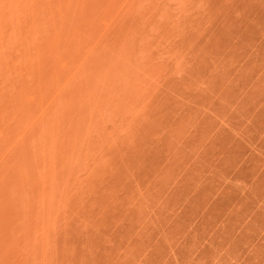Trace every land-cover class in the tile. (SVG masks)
<instances>
[{"label": "rangeland", "instance_id": "374dc122", "mask_svg": "<svg viewBox=\"0 0 264 264\" xmlns=\"http://www.w3.org/2000/svg\"><path fill=\"white\" fill-rule=\"evenodd\" d=\"M0 264H264V0H0Z\"/></svg>", "mask_w": 264, "mask_h": 264}]
</instances>
